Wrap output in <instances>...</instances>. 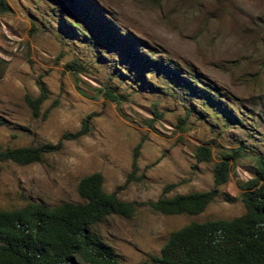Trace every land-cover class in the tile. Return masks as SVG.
I'll return each instance as SVG.
<instances>
[{
    "label": "rangeland",
    "instance_id": "1",
    "mask_svg": "<svg viewBox=\"0 0 264 264\" xmlns=\"http://www.w3.org/2000/svg\"><path fill=\"white\" fill-rule=\"evenodd\" d=\"M7 3L0 152L62 147L32 165L0 162V210L84 203L80 180L101 173L106 192L137 205L133 218L114 215L92 228L119 264L151 262L193 222L245 213L243 188L264 158V0ZM42 84L49 96L35 117L26 97L38 98ZM85 120L86 136L62 141ZM198 147L212 149L211 162L197 161ZM237 149L229 181L204 213L166 216L148 205L215 189V165Z\"/></svg>",
    "mask_w": 264,
    "mask_h": 264
},
{
    "label": "trees",
    "instance_id": "2",
    "mask_svg": "<svg viewBox=\"0 0 264 264\" xmlns=\"http://www.w3.org/2000/svg\"><path fill=\"white\" fill-rule=\"evenodd\" d=\"M10 10L7 0H0V15ZM40 91L36 99L26 97L35 117L40 116L41 106L49 96L43 84ZM106 98L119 101L112 92H107ZM2 122L0 118V124ZM90 130V121L85 120L80 131L65 134L62 141L78 140ZM61 147L62 142L7 149L0 152V162L32 165L42 162L45 155ZM240 151L222 153L214 167L215 189L163 197L148 205L166 216L204 213L217 199L218 188L229 181L231 162L240 157ZM196 159L199 163L211 162L212 149L198 147ZM136 171L135 159L133 172ZM104 182L101 173L81 179L78 184V194L84 200L81 204L49 207L30 203L18 210H0V264H119V256L92 233V228L114 215L133 218L137 205L122 201L117 192H106ZM174 187L167 186L164 194H169ZM243 190L245 213L242 216L232 220L193 222L173 233L161 255L146 264H264V158L257 159L256 176Z\"/></svg>",
    "mask_w": 264,
    "mask_h": 264
}]
</instances>
